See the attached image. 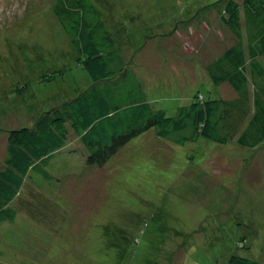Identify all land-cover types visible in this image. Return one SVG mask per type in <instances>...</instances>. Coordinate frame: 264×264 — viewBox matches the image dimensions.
<instances>
[{"label": "rangeland", "instance_id": "obj_1", "mask_svg": "<svg viewBox=\"0 0 264 264\" xmlns=\"http://www.w3.org/2000/svg\"><path fill=\"white\" fill-rule=\"evenodd\" d=\"M97 1L96 4L101 6L108 3L106 11H109L110 5L113 6L117 17L124 9L126 15L130 14L126 18L129 29L125 28L131 34L133 47L125 49L129 59L124 64L131 66V70L138 69L140 73L136 71V74L145 87L156 86L157 89L149 96L158 107L174 114L180 105L186 103L191 87L197 82L207 90V76L205 78L202 72L196 70L195 64L191 63L194 60L177 57V54H199V60L205 61L203 53L211 58L220 53L226 38L216 16L209 19L208 10L214 8L216 13L220 12L222 0ZM51 2L0 0V81L4 82V86L17 79L18 74L24 75L20 73L33 78L37 76L36 72L59 69L63 67L57 66L61 61L59 58L71 56L66 55L72 48L67 34L52 15L46 14ZM206 18L207 22L203 21ZM188 20L193 22V26L201 21L207 23V28L202 26L206 34L200 33L202 45H198L196 39L192 45L186 39L179 42L180 32L175 30H183V23ZM208 21L214 24L213 29L208 27ZM228 36L231 34L228 33ZM173 50L177 53L171 52ZM76 57L72 55L73 60ZM173 57L191 64L179 70ZM65 66L67 70L52 82L64 84L62 88L68 84L71 89L67 86V92L55 99L56 93L50 87L55 84L45 85L38 80L31 83L27 95L16 98L13 94L14 98L8 97L11 99L9 102H6L5 96H0L1 162L6 155L8 137L4 129L33 125L41 111L54 104L53 100L63 97V102L68 101L87 89L86 80L83 81L88 77L87 72L76 61L70 60ZM179 80L181 89L169 85L173 81L180 84ZM224 94L231 97V89H226ZM254 153L257 154L251 148L235 143L220 145L207 141L198 145L193 142L178 145L159 139L155 144L143 138L138 145L132 144L129 149L123 150L116 157L118 160L114 158L117 161L93 173V179L86 172L65 175V187L59 192L65 194L60 203L61 212L59 206L52 210L50 202L48 205L44 201L43 204L35 203L34 214L38 218L33 221V226L43 229L42 234L51 243L49 254L39 252L35 257L29 247L11 246L17 239L7 236L8 239L4 238L0 245V264H112L109 256L114 253L118 237L114 229L120 223L126 225L127 215L132 210L137 212L138 209H134L137 207H147L153 216L148 226L144 227L143 222L139 224L142 228L139 243L131 242L124 257L115 264L167 263L174 252L178 264H221L222 256L236 249V244L244 237L249 239L257 255L263 254L264 156L261 164H256L249 173L244 169L246 162H252ZM71 163L76 165L78 161L72 159ZM172 173H176V177ZM138 177L144 181L142 188L137 182ZM40 194L52 203L61 202L60 199L52 201L54 198L51 195ZM31 196L35 202L41 200L39 196L35 199L33 193ZM250 200L257 208L246 205ZM41 217L44 220L55 219L45 224ZM104 225L112 229L102 236ZM157 228L161 229L160 238ZM137 233L136 230L132 232ZM165 236L167 241L173 238L175 244L159 245ZM177 243L184 247L183 250L176 246ZM137 246L140 249H136Z\"/></svg>", "mask_w": 264, "mask_h": 264}, {"label": "trees", "instance_id": "obj_2", "mask_svg": "<svg viewBox=\"0 0 264 264\" xmlns=\"http://www.w3.org/2000/svg\"><path fill=\"white\" fill-rule=\"evenodd\" d=\"M95 1L52 0L47 7L46 14L55 18L56 24L61 26L71 42V52L66 54L71 56L60 57L57 65L64 68L36 72L37 76L33 78L20 73L24 75L18 74L17 79L7 83V86L0 81V96H5L4 99L9 102L11 99L8 97L14 98L13 94L16 98L27 95L32 82L54 83L52 81L67 70L65 64L70 60L76 61L89 77L83 79L88 85L84 92L68 101L63 102V97L53 100L55 105L50 104L49 109L41 111L33 125L4 129L8 137L6 155L0 161V245L4 238L8 239L7 236L15 237L17 241L11 246L29 247L35 257L39 252L49 254L52 246L47 236L42 234L43 229L33 226V221L38 218L34 214L35 203L43 204L44 201L48 205L50 202L52 210L59 206L61 212L60 203L65 194L59 192L65 187V175L86 172L93 179V173L117 161L116 157L123 150L129 149L132 144L138 145L143 138L155 144L159 139H166L178 145L189 142L198 145L210 141L251 148L257 154L252 155L254 162L253 159L250 163L244 162L247 173L256 164H261L264 156V0H222L220 12L216 13L214 8L208 10L209 19L216 16V21L220 22L226 42H222L220 53L213 58L203 53L205 61L199 60V54H177V57L194 60L191 63L195 64L196 70L202 72L205 78L207 76V90L197 82L191 87L186 103L180 105L174 114L158 107L150 99L149 93L152 94L156 86H147V91L136 74V71L140 73L138 69L131 70V66L124 64L129 59L125 49L133 47L131 34L125 28L130 14L126 15L124 9L117 17L113 6L110 5L109 11H106L107 2L99 6ZM123 19L125 21L121 23ZM139 19L145 20L141 16ZM203 21L207 22V18ZM203 21L197 26H193L190 20L184 22L183 30H175L180 32L179 42L186 39L192 45L196 39L198 45H202L203 38L200 36L206 34L202 26L207 28V23ZM208 23V27L213 29L214 24ZM171 52L177 53L176 50ZM72 55L77 56L76 60L72 59ZM177 57L172 59L179 70L191 64L180 62ZM179 82L173 81L169 85L179 90L182 88ZM61 85L50 86L56 93L54 99L67 92L68 84L65 88ZM68 88L71 89L70 86ZM226 89H231V97L224 94ZM72 159H77L78 163L72 164ZM137 182L142 188L144 181L138 177ZM40 192L53 196L52 201L60 199L61 202L52 203ZM31 193L35 199L39 196L41 200L35 202ZM246 205L257 208L252 200ZM134 209L138 210H132L127 215L128 223H120L114 229L118 237L114 253L109 256L112 264L124 257L131 242L139 243L142 229L139 224L143 222L144 227L148 226L153 216L147 207ZM40 219L49 224L55 218ZM111 229V226L104 225L102 236ZM157 229L160 238L161 229ZM135 230L138 233L132 234ZM118 240L120 243H117ZM166 241L165 236L159 245L173 243L174 239ZM176 246L184 248L179 243ZM252 246L244 237L238 241L236 249L222 256L221 264H264V253L257 255ZM243 252L247 253L239 254ZM162 264H178L176 253L170 261Z\"/></svg>", "mask_w": 264, "mask_h": 264}]
</instances>
